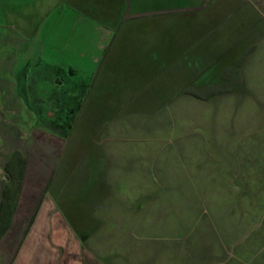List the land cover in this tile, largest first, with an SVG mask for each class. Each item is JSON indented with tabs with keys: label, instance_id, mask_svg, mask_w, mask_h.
<instances>
[{
	"label": "rangeland",
	"instance_id": "obj_1",
	"mask_svg": "<svg viewBox=\"0 0 264 264\" xmlns=\"http://www.w3.org/2000/svg\"><path fill=\"white\" fill-rule=\"evenodd\" d=\"M5 2L0 0V199L7 157L27 144L35 121L21 97L47 127V100L79 110L69 143L99 154L72 159L82 163L74 176L85 175L92 186L89 223L77 225L89 233L86 248L76 239L74 254L55 249L59 253L46 262L264 264L260 65L231 95L199 100L186 94L217 82L196 78V72L179 80L182 88L175 81L165 94L148 95L154 87L147 83V94L137 95L100 76L99 45L106 42L101 28L108 21L90 15L95 5L64 0L55 11L54 0H42L37 14L23 9L22 0ZM63 226L72 231L65 221ZM28 227L20 223L14 231ZM9 260L11 255H0V263Z\"/></svg>",
	"mask_w": 264,
	"mask_h": 264
},
{
	"label": "crops",
	"instance_id": "obj_2",
	"mask_svg": "<svg viewBox=\"0 0 264 264\" xmlns=\"http://www.w3.org/2000/svg\"><path fill=\"white\" fill-rule=\"evenodd\" d=\"M5 1L9 4L14 0ZM78 1L81 0H76V7L80 5ZM85 1L95 5V10L89 13L91 16L108 21L101 28L106 42L99 45L100 76L102 80H118L123 90L146 95L144 88L152 83L154 91L148 95H163V90L173 88L175 81L182 88L179 80H187L189 72H196V78L201 74L217 81L191 88L203 90L220 85L224 74L229 73L231 78L238 76L241 81L234 92L225 94L231 95L244 85L254 65H260V72L264 73V0ZM63 2L54 0L53 9L60 10ZM21 5L23 9H37V14L44 7L42 0H22ZM192 65L196 68L190 70ZM58 85L62 86L61 82ZM94 87L95 80L90 89ZM24 97L21 98L35 115V121L27 144L13 150L4 164L6 181L0 206L4 190L11 186L6 165L16 155L25 161L11 227L0 242V255H11V261L0 264H50L46 262L51 260L49 256L59 253L55 249L63 248L68 256L74 254L76 251L71 249L76 239L82 243L81 250L86 248L89 233L80 231L77 225L89 223L91 210L87 199L92 194V186L82 173L74 176L82 163H72V159L73 155L76 158L80 154L90 161L88 155L99 154L95 150L89 153V145L83 151L78 150L69 143L70 136L36 127L38 115ZM80 161L83 162L82 158ZM62 216L72 231L63 226ZM20 223L29 225L28 230L15 232ZM11 240L15 241L14 245L9 243ZM83 264L88 263L84 260Z\"/></svg>",
	"mask_w": 264,
	"mask_h": 264
},
{
	"label": "trees",
	"instance_id": "obj_3",
	"mask_svg": "<svg viewBox=\"0 0 264 264\" xmlns=\"http://www.w3.org/2000/svg\"><path fill=\"white\" fill-rule=\"evenodd\" d=\"M224 77L225 79L222 80V83L220 85L214 87L213 86L207 87L206 89L203 90L191 89L189 91V94L199 100H209L216 96L230 94L234 92L236 88L241 84V81L238 79V76L237 78L236 76L235 78L233 77L231 78V75L229 73H225ZM28 105L31 108V110H33L38 115V122L36 124V127L47 130L52 133L63 135L64 137L70 136L72 128H74L73 127L74 124L65 122L63 120L59 121V119L55 120L51 116L45 114L43 115V118L46 121H48L52 126L50 127L44 126L41 123L42 116L39 115V113L32 107V105L29 102ZM78 113L79 110L78 112L75 110L74 116L72 118L74 120V123L76 121V117ZM18 157L19 155H16L12 160V162L8 163L5 168L7 177L11 180V186L7 187L4 190L3 199L0 206V242L11 227L12 216L15 210V200L17 198L20 186L22 184L25 161L21 160ZM84 237L87 238L88 235L86 234ZM84 237L83 240H85Z\"/></svg>",
	"mask_w": 264,
	"mask_h": 264
},
{
	"label": "flooded vegetation",
	"instance_id": "obj_4",
	"mask_svg": "<svg viewBox=\"0 0 264 264\" xmlns=\"http://www.w3.org/2000/svg\"><path fill=\"white\" fill-rule=\"evenodd\" d=\"M34 65H36V64L35 63L33 64L32 69H33ZM31 72L32 71H30V73L28 75V86H27L28 91H30L31 88L33 87L31 84V80L29 79ZM43 80L46 81V78H43ZM35 84H37V89H39L38 82H34V85ZM45 111H46V113H45L46 115L51 116L55 120L59 119V121L63 120L65 122L74 124V120L72 118L74 116L75 111L66 109L65 107H63L59 103L54 102L51 99L47 100V102L45 104ZM39 115H41V114L39 113Z\"/></svg>",
	"mask_w": 264,
	"mask_h": 264
}]
</instances>
